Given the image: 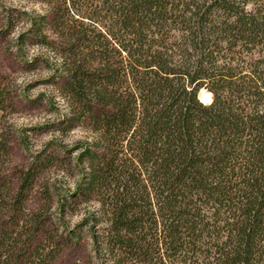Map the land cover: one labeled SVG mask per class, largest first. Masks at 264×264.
I'll list each match as a JSON object with an SVG mask.
<instances>
[{"label":"trees","instance_id":"trees-1","mask_svg":"<svg viewBox=\"0 0 264 264\" xmlns=\"http://www.w3.org/2000/svg\"><path fill=\"white\" fill-rule=\"evenodd\" d=\"M34 1L55 125L89 134L56 206L89 205L93 264H264V0ZM14 111L0 82V264H53L80 233L28 209L39 165L5 176Z\"/></svg>","mask_w":264,"mask_h":264},{"label":"rangeland","instance_id":"rangeland-1","mask_svg":"<svg viewBox=\"0 0 264 264\" xmlns=\"http://www.w3.org/2000/svg\"><path fill=\"white\" fill-rule=\"evenodd\" d=\"M37 13H43V6L34 0H0V82L7 86L15 104L9 117L13 136L4 174L17 184L20 170L39 165L40 172L26 204L28 209L41 212L47 229L56 237H66L73 229L80 233L79 242L65 246L53 264H93L88 225L77 227L89 205L78 203L74 211L62 217L56 206L57 196L66 195L74 187L78 144L87 142L89 134L80 127L63 131L55 125L67 113V106L51 81L55 57L27 37L20 40V34L29 28V17ZM208 95L200 92L203 101L208 100ZM46 191L51 196L49 201Z\"/></svg>","mask_w":264,"mask_h":264},{"label":"bare ground","instance_id":"bare-ground-1","mask_svg":"<svg viewBox=\"0 0 264 264\" xmlns=\"http://www.w3.org/2000/svg\"><path fill=\"white\" fill-rule=\"evenodd\" d=\"M209 96V95H208Z\"/></svg>","mask_w":264,"mask_h":264}]
</instances>
